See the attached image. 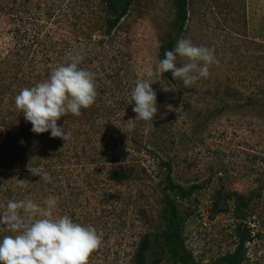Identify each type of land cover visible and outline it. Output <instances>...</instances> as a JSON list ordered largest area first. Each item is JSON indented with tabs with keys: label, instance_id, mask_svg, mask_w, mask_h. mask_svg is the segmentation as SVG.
Listing matches in <instances>:
<instances>
[{
	"label": "rangeland",
	"instance_id": "1",
	"mask_svg": "<svg viewBox=\"0 0 264 264\" xmlns=\"http://www.w3.org/2000/svg\"><path fill=\"white\" fill-rule=\"evenodd\" d=\"M188 11L180 39L214 49L218 60L190 87L155 72L161 47L178 26L175 0H134L109 38L101 36L103 0H31V25L20 24L31 38L44 40L52 64L66 65L79 54V67L95 74V103L80 116L69 114L67 123L81 158L68 163L61 195H51L58 201L54 218L67 215L102 237L88 264H136L144 237L151 243L146 264H183L162 237L163 161L173 163L176 183L197 187L187 199L175 197L189 213L183 237L196 263L218 264L235 250L236 202L230 196L237 192L250 199L252 239L243 264H264V0H188ZM13 27L0 17L1 58L13 47ZM25 53L24 75L21 62L0 64L6 101L27 87L23 80L30 82ZM184 62L178 57V66ZM139 78L152 82L158 113L153 122L135 121L129 132ZM114 164L133 166L132 178L109 180L106 170ZM5 235L11 233L0 224V239Z\"/></svg>",
	"mask_w": 264,
	"mask_h": 264
},
{
	"label": "trees",
	"instance_id": "2",
	"mask_svg": "<svg viewBox=\"0 0 264 264\" xmlns=\"http://www.w3.org/2000/svg\"><path fill=\"white\" fill-rule=\"evenodd\" d=\"M133 2L134 0H103L106 18L101 36L109 38L113 34L127 16ZM175 4L178 13V26L174 36L161 47L159 61L165 58L166 51L174 50L188 20V0H175ZM0 17H7L14 23L13 29L10 30L13 47L5 53L4 58L0 57V64L12 60L21 62L20 74L24 75L25 52L27 51V54L30 55V82L23 80L21 86L31 88L48 79L51 72L60 65L51 63V54L45 51L46 46L42 38L36 36L31 38V30L23 29V26H20L25 23L31 25V0H0ZM84 18L88 22L92 20L87 15ZM25 40L28 41V45L24 43ZM35 44H38L39 49L33 50ZM162 76L169 81H175L170 72L164 73ZM23 88L25 87L20 89ZM20 91H17L10 101H6L5 92L0 93V211L3 208L1 206L6 207V200L31 199L43 206V202L48 196L58 197L64 189L68 163H71V159L81 158L77 137L70 134L68 140L64 142L60 138H52L50 131L43 134H35L31 131V123L27 122L23 113L15 107V97ZM11 94H14V91ZM12 102L13 104L10 105L9 103ZM68 119L69 115L61 117L57 124L64 126L65 131L70 133L67 125ZM161 164V167L167 171L163 189L165 225L162 237L164 245L183 264H197L188 251L183 237L189 213L182 210L181 203L175 198L187 199L192 190L197 187L193 185L186 188L182 184L176 183L172 176L173 163L163 161ZM29 168L47 172L52 177V182H45L39 176L33 175ZM106 171L109 180L121 184L132 178L134 167L114 164L108 166ZM17 179L29 182L26 187L20 188ZM230 198L236 202L237 243L235 250L223 257L218 264H243L247 258V243L252 239V230L246 223V210L249 208L250 199L237 192H234ZM150 246V241L146 237L142 238L135 254L136 264H146V252Z\"/></svg>",
	"mask_w": 264,
	"mask_h": 264
},
{
	"label": "clouds",
	"instance_id": "3",
	"mask_svg": "<svg viewBox=\"0 0 264 264\" xmlns=\"http://www.w3.org/2000/svg\"><path fill=\"white\" fill-rule=\"evenodd\" d=\"M214 53L212 48L180 39L174 50L164 53L165 58L159 61L155 72L159 75L170 72L173 79H181L185 87H190L199 79H206L210 66L218 64ZM178 57L185 61L180 66ZM81 60V55H71L70 63L56 67L48 79L31 88H23L15 97V107L31 123L33 133L50 131L52 138L65 142L70 133L64 126H58L57 121L69 114L80 116L81 109L95 103V74L80 68ZM151 84L143 78L136 81L131 103L134 101L133 112L137 115L127 120L129 132L134 130L135 121L153 122L158 113L157 94ZM29 170L43 181L52 182L47 172ZM28 182L17 179L20 188L26 187ZM57 203V198L51 195L44 200L43 206L31 199L7 202L0 214V224L5 225L11 235L0 239V264H88L90 255L100 248L102 237L93 226L75 223L67 215L54 218Z\"/></svg>",
	"mask_w": 264,
	"mask_h": 264
}]
</instances>
